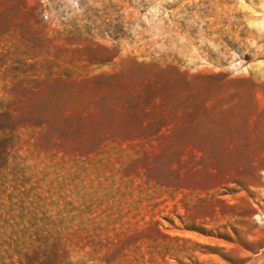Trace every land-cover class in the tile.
Returning <instances> with one entry per match:
<instances>
[{
    "label": "rangeland",
    "instance_id": "rangeland-1",
    "mask_svg": "<svg viewBox=\"0 0 264 264\" xmlns=\"http://www.w3.org/2000/svg\"><path fill=\"white\" fill-rule=\"evenodd\" d=\"M0 113V264H264V0H0Z\"/></svg>",
    "mask_w": 264,
    "mask_h": 264
},
{
    "label": "trees",
    "instance_id": "trees-1",
    "mask_svg": "<svg viewBox=\"0 0 264 264\" xmlns=\"http://www.w3.org/2000/svg\"><path fill=\"white\" fill-rule=\"evenodd\" d=\"M160 79L161 77L159 75V72L154 71L151 74L147 75V77L143 79L142 83L140 82L142 85H144V87L143 90L140 92V94H138V96H140L139 99L152 100L154 92H157L159 90V86H161ZM3 115H4L3 113H0V119ZM162 118L163 116L156 117L157 121H160ZM152 120H154V118H152ZM2 154H3L2 150L0 149V158L3 157Z\"/></svg>",
    "mask_w": 264,
    "mask_h": 264
}]
</instances>
